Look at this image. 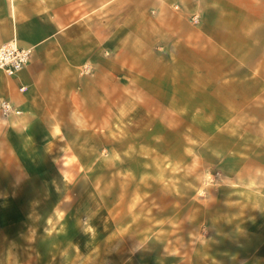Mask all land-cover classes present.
<instances>
[{"label":"rangeland","instance_id":"rangeland-1","mask_svg":"<svg viewBox=\"0 0 264 264\" xmlns=\"http://www.w3.org/2000/svg\"><path fill=\"white\" fill-rule=\"evenodd\" d=\"M147 1L117 7L128 69L110 120L69 122L70 150L30 162L0 109V264H264V56Z\"/></svg>","mask_w":264,"mask_h":264},{"label":"crops","instance_id":"crops-1","mask_svg":"<svg viewBox=\"0 0 264 264\" xmlns=\"http://www.w3.org/2000/svg\"><path fill=\"white\" fill-rule=\"evenodd\" d=\"M171 1L187 15L199 13L202 23L221 26L222 55L243 60L264 56V0ZM126 2L130 0H0V45L13 41L30 52L16 76L0 72V107L6 103L17 112L7 115L5 136L16 139L10 141L15 151L27 154L30 162L31 153L70 150L65 137L74 132L67 128L69 122L110 120L104 95L111 105L118 65L121 71L128 69L117 60V34L110 26L117 7ZM144 8L142 3L145 18ZM213 11H219L220 23L210 17ZM85 66L89 73L82 70ZM259 66L252 63L249 71H260ZM251 161L255 169L256 159Z\"/></svg>","mask_w":264,"mask_h":264},{"label":"built area","instance_id":"built-area-1","mask_svg":"<svg viewBox=\"0 0 264 264\" xmlns=\"http://www.w3.org/2000/svg\"><path fill=\"white\" fill-rule=\"evenodd\" d=\"M30 52L22 49L16 45L15 42L10 41L0 45V72L7 77L16 76L28 64ZM23 90V89H21ZM3 114H16L6 103H2L0 107Z\"/></svg>","mask_w":264,"mask_h":264}]
</instances>
